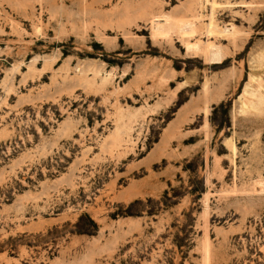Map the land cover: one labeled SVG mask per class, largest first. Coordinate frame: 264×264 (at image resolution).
<instances>
[{"label":"rangeland","instance_id":"rangeland-1","mask_svg":"<svg viewBox=\"0 0 264 264\" xmlns=\"http://www.w3.org/2000/svg\"><path fill=\"white\" fill-rule=\"evenodd\" d=\"M0 264H264V0H0Z\"/></svg>","mask_w":264,"mask_h":264},{"label":"bare ground","instance_id":"bare-ground-1","mask_svg":"<svg viewBox=\"0 0 264 264\" xmlns=\"http://www.w3.org/2000/svg\"><path fill=\"white\" fill-rule=\"evenodd\" d=\"M229 31V30H228ZM208 46H210V42L204 41V40H197V41H191L188 40L186 42V48L188 51H206ZM216 46L212 45L207 52H209V59L212 62L215 61H222L223 60V52L221 50H216Z\"/></svg>","mask_w":264,"mask_h":264}]
</instances>
